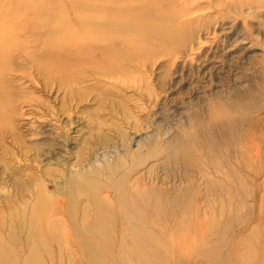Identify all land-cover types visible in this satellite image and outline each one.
I'll use <instances>...</instances> for the list:
<instances>
[{"label":"rangeland","instance_id":"obj_1","mask_svg":"<svg viewBox=\"0 0 264 264\" xmlns=\"http://www.w3.org/2000/svg\"><path fill=\"white\" fill-rule=\"evenodd\" d=\"M148 1L0 0L1 19L15 24L26 19L43 31L40 40L49 36L57 46L58 40L69 44L66 54L75 61L74 71L65 75L68 83L47 81L27 64L0 75V264H117L116 249L95 251L90 243L100 246L102 237L116 243L139 228L138 239L152 251L143 264H207L178 249L183 236L175 227L178 216L166 223L161 215L159 223L166 224L161 231L154 228L158 221L120 211L117 197L137 177L161 197L200 187L222 225L213 234L227 225L230 242L244 222L243 234L261 230L264 246L248 197L249 174L234 203L225 205L232 214L227 219L220 215L223 204L212 201L227 195L206 187L207 178L202 181L181 162L182 154H173L190 135L223 145L226 136L250 138L264 131V0ZM220 108L232 115L231 124L212 120ZM189 150L199 168L211 172L206 152ZM93 197H107L111 205L95 208ZM190 200L186 193L181 204ZM206 204L202 210H208ZM177 208L169 203L163 212ZM95 209L109 229L102 235L89 229ZM46 213L64 229L58 241L46 228L33 232L34 219L40 222ZM129 240L127 247L135 244ZM261 251L241 250L240 257L220 256L212 264H264ZM124 260L135 264L131 257Z\"/></svg>","mask_w":264,"mask_h":264},{"label":"bare ground","instance_id":"obj_2","mask_svg":"<svg viewBox=\"0 0 264 264\" xmlns=\"http://www.w3.org/2000/svg\"><path fill=\"white\" fill-rule=\"evenodd\" d=\"M80 1L82 0H79V2ZM82 5H84V8L87 9L95 7V5H90L87 3H82ZM101 6L104 8L105 5ZM2 9L3 7L0 6V14ZM76 18L83 22L85 20V18H83L81 15H78ZM88 20L91 19L88 18ZM27 24L28 23L26 22V19L25 21L15 24L14 20L6 21L0 18V75L3 73H12L19 67H24V65L27 64L31 66L32 70H35L37 73L43 75L47 81L57 78L59 82H70L71 79L69 80V78L65 77V75L74 71L73 69L75 67V61H71L69 56L66 54V50L70 49L69 44L64 43L62 40H58L59 44L57 46L51 42V38H49V36L46 39L44 38V40H40L43 31L38 32L36 25H34L35 27H32L31 25L29 26ZM74 32L75 31L73 29H69V34H75ZM63 52L65 54H63ZM222 109L220 108L217 109V112L215 111L216 113L213 114L212 120L219 123V126L231 124L232 115ZM246 134L249 133L247 132ZM243 137L244 136L240 135L235 139L226 136L224 138V140H226L223 145H216V140L211 137H205L204 141L201 142L200 140L196 139V137H193V135H190L188 137L187 145L180 144L175 149L173 154H182V159H180L182 160L181 162L186 165L188 164V167L195 168L196 173L202 176V181H204V178H207L204 181L206 187L210 186L213 189L218 190L220 193L227 195L225 196L227 197L225 200H223L219 195H216V198H214L215 200H212L214 201V204H217L218 202L223 204L220 205V215L227 219L231 218L232 214L229 213L227 208H225V205L231 206L234 203V198L237 197L235 194L239 191V189L245 186L244 175L249 174V178H247L250 185L248 197L252 199V209H254L255 214H257V218H253L256 221L255 223L257 227L255 225L254 226L257 229L262 226V230L264 232V131H262L261 135L259 134L258 136H251L250 138L247 136L244 137V139ZM202 145H205L204 147H206V150L201 149ZM191 147L194 150V154H197L202 150L203 152H206L205 160L208 161V164L211 167V172H206L204 169L199 168L200 163H197V156L194 155L191 157L189 154V148L191 149ZM203 165L205 166L206 164ZM139 179L140 178L137 177L134 180H131V184L129 183L130 185L125 187V194L117 197V201L121 206L120 211L122 213L128 211L126 213L130 214V212L132 213L134 210L136 215L140 214L142 217H146L150 220L152 219L155 223L161 218V215L164 216V222L166 223L171 220V217L178 216L179 222L175 225V227L182 231L183 236L178 242L180 248L177 244L175 245H177L181 252L182 250L187 249V251L192 254H198V256H201V259L204 260L203 263L207 262V264H212V262L220 256H223L224 259L228 260L230 255L237 256L241 250H252L254 248L256 251L262 249L261 252H264V246L259 242L261 230H258V232L255 234V228H250V237H246L245 234H243V229L245 226L244 222L237 226L236 232L233 236L234 238L230 242L229 239H227L228 232L230 231L227 225H223L224 228L220 231V233L213 234V232L219 229V227L222 225L216 218V208L213 209L210 206L211 200L209 202V198H206L203 201L201 192L202 189L200 187L194 186L191 189L183 188L178 191L172 190V192L164 194L165 197H161L160 191H157V189H152V192H148V189L145 187L144 183H142V180ZM186 193L190 195L192 201L190 200L191 203L183 205L181 204V197H184ZM109 200L110 199L107 197H93L91 199V204L95 208H98L99 204L106 206L107 204L111 205ZM205 202L207 203L206 205L208 210H202L200 206ZM169 203H172L173 206L176 205L178 207L177 210H167L166 212H163L164 208L167 207ZM95 212L96 219L89 225V229L92 230V232H95L97 235H102L105 232H108L109 229L98 220L102 214L101 210L95 209ZM187 212H189V214H186L185 216V213ZM107 215H109V213H107ZM189 215L192 216V219H187L189 218ZM159 222L160 221L157 223ZM34 224L35 228L33 232L42 234L46 228L48 233L52 234L51 237H54L56 241H58L59 235L64 231L63 227L61 228L59 220L51 219V215L48 213L45 214V217H43L40 222L35 218ZM157 225L158 226L155 225L154 228L156 230L160 229L162 231V229L165 227L164 225L166 224L163 225V223H159ZM139 230L140 231H138V229L135 231H127L125 237L123 239L121 238L122 240L119 239L120 241L116 243L111 242L107 244L105 238L102 237L99 242L102 243L100 246H95V244H93L95 242L90 243V245L92 246V250L95 251L102 250L104 252V250L107 249H116V255L121 260V262H117V264H128L124 260L125 257H131L135 264H143L148 258L152 257V251L150 246L151 244H149L147 247L145 242H141L138 239L139 237H142V229L139 228ZM69 232L73 237L74 233L72 231ZM189 234L199 236L201 239L206 238L208 239V242L204 243L202 241L188 239L185 235ZM250 234H252V238ZM130 238L133 239V243L135 244H133L131 247H127L126 243L130 241ZM74 240L77 243L76 238H74ZM77 244H79V242ZM80 245L81 244H79V246ZM225 248H227V251H225ZM80 250L82 251L79 253L82 254L84 249H82L81 246ZM255 254H257V252ZM238 257H240V255H238ZM261 257H264V254H262ZM221 261L223 260L221 259ZM221 261L219 262L221 263ZM80 262H82V259ZM113 262L109 263L111 264Z\"/></svg>","mask_w":264,"mask_h":264}]
</instances>
